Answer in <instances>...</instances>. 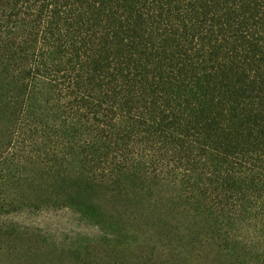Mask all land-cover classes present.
<instances>
[{
  "label": "trees",
  "instance_id": "obj_1",
  "mask_svg": "<svg viewBox=\"0 0 264 264\" xmlns=\"http://www.w3.org/2000/svg\"><path fill=\"white\" fill-rule=\"evenodd\" d=\"M157 185L180 253L264 264V0H0V205L123 199L141 243L173 230L129 214Z\"/></svg>",
  "mask_w": 264,
  "mask_h": 264
},
{
  "label": "rangeland",
  "instance_id": "obj_2",
  "mask_svg": "<svg viewBox=\"0 0 264 264\" xmlns=\"http://www.w3.org/2000/svg\"><path fill=\"white\" fill-rule=\"evenodd\" d=\"M8 188L3 190L10 197L14 192ZM130 190L132 195L138 193ZM168 192L166 185L153 186L142 202L129 207V214L142 213L150 220L168 222L173 228L171 233H143L141 243L129 240L128 234L120 231V221H132L121 210L123 199L112 203L101 198L103 212L91 217H82L68 206L0 205V226H11L22 233L18 238L0 237V264H219L220 257L211 246H188L180 253L183 248L176 246L186 244V233L183 239L181 234L188 219L176 212L170 214L172 207L158 209L154 205L156 198ZM17 195L26 196L28 192L19 190ZM106 208L118 215H108Z\"/></svg>",
  "mask_w": 264,
  "mask_h": 264
}]
</instances>
